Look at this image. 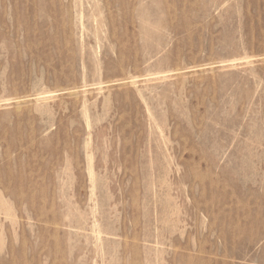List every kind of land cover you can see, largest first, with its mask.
<instances>
[{
	"label": "rangeland",
	"instance_id": "374dc122",
	"mask_svg": "<svg viewBox=\"0 0 264 264\" xmlns=\"http://www.w3.org/2000/svg\"><path fill=\"white\" fill-rule=\"evenodd\" d=\"M0 264H264V0H0Z\"/></svg>",
	"mask_w": 264,
	"mask_h": 264
}]
</instances>
